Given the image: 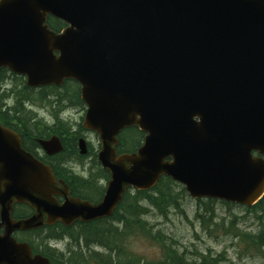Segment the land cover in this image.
I'll list each match as a JSON object with an SVG mask.
<instances>
[{"label": "water", "instance_id": "obj_1", "mask_svg": "<svg viewBox=\"0 0 264 264\" xmlns=\"http://www.w3.org/2000/svg\"><path fill=\"white\" fill-rule=\"evenodd\" d=\"M47 15L69 26L54 33ZM2 67L30 87L80 83L82 125L98 134L110 179L97 204L69 198L0 126V264H50L12 233L110 217L129 187L161 176L192 199L251 207L264 196V0H0ZM133 125L143 145L117 156V134ZM16 203L32 216L13 220Z\"/></svg>", "mask_w": 264, "mask_h": 264}, {"label": "rangeland", "instance_id": "obj_2", "mask_svg": "<svg viewBox=\"0 0 264 264\" xmlns=\"http://www.w3.org/2000/svg\"><path fill=\"white\" fill-rule=\"evenodd\" d=\"M0 77L3 78L0 92L1 90H5L9 93L8 98L5 100L8 107H14L17 110V106H20L24 112H33V116H37V118L38 115L46 118L50 112L54 114L61 112V115H63L65 119H70L71 126L81 122L84 110L75 104L71 96L77 90V86L74 83H67L58 89L44 88L27 90L24 88V79L22 77L11 75L7 71H2ZM9 91L14 92V94ZM64 98L71 100L72 108L70 105L63 106V104L66 105L64 102L61 105L60 101ZM40 99H42V101H40ZM130 137L131 135L128 134L123 136V138ZM96 178V191L99 192L101 187L105 185L104 174L101 170L97 173ZM102 178L103 180H101ZM180 188V185L175 183L169 187V190L175 193L179 192L180 195ZM157 190L167 191V183L163 181L158 185ZM131 193L134 192L131 191ZM182 195L184 196L179 200L178 208L170 209L166 215L158 214L155 210L148 207L147 216L141 218L149 223L153 227V230L156 231L159 229L167 236L173 237L177 241L178 247L186 250V255L189 260L197 259V253L209 250L212 255L224 252L226 261L222 264H264V259L257 251L247 247V244L241 238L242 236L236 237L239 230L243 233L257 232L258 220L255 219V214L258 215V213L255 211H247L240 206L232 205L228 207L216 200L212 205L209 204L213 211L209 213L204 211V208L209 206L205 200H193L186 193ZM92 197L97 199L99 196L94 195ZM137 201L139 205H136L137 210L140 206L146 207L142 198H138ZM130 203H133V201ZM125 207L127 208V205ZM133 209H135L134 206ZM198 212L208 219L205 223H202L201 219L196 216ZM115 225L120 226L117 224ZM232 225L234 226L233 230L231 228ZM228 228L230 230H228ZM73 232L77 235L76 231ZM53 233L56 234L57 232L54 231ZM16 236L29 241L33 239L44 241L46 238L43 232L40 233L39 236L32 234H17ZM85 237L92 239L93 236L89 232L85 234ZM89 243L91 244L89 247H83V251L86 249V255L90 251V253H104V249L96 246L94 241ZM68 244L69 240L67 238L50 243V245L55 246L58 251L64 252V255H67L70 251L69 256H72V259L79 260V256H75V253L73 254L74 251ZM81 246L85 245L81 244ZM129 247L138 256L145 257L151 261L159 259L158 246L155 243L153 244L145 240L143 237L139 239L134 238L130 242ZM73 262L79 263L78 261Z\"/></svg>", "mask_w": 264, "mask_h": 264}, {"label": "flooded vegetation", "instance_id": "obj_3", "mask_svg": "<svg viewBox=\"0 0 264 264\" xmlns=\"http://www.w3.org/2000/svg\"><path fill=\"white\" fill-rule=\"evenodd\" d=\"M63 102L66 105L72 103L71 100L67 98H64ZM1 108L0 125L18 134L21 147L24 151L52 168L58 184L60 181H63L67 185L69 197L89 200L91 203H96L102 198L104 186L101 187L99 192L96 191V175L102 168L97 158L100 150V143L95 133L85 130L80 123L71 126L70 119H65L63 115H61V112L57 114L50 112L46 118L40 117L39 115L37 118V116H33V112L10 110L11 107L8 108L6 103H3ZM54 138L58 141L61 150L57 153L49 154L41 148L39 142ZM82 150L84 153H81ZM101 171L104 174L105 180L106 173L103 170ZM101 180H103V178ZM94 195H98L99 197L94 199L92 197ZM53 198L56 200L57 204L62 203L64 200L61 195H53ZM15 211L20 212L16 215ZM32 213L33 209L27 205L16 204L14 206L13 216H16L14 217L15 219L28 218ZM89 226H91V222L82 223L77 221L66 228L61 223L57 222L53 225L43 226L32 231L15 232L13 236L17 239V234H32L39 236L40 233H45L46 238L44 241H39L38 239L29 241L19 238L18 240L20 241L18 242H26L30 246L32 256L41 255L54 263L69 264L70 261H68V258L70 257V251L67 253L69 257L67 255L64 256V252L58 251L55 246L50 245V243L67 238L69 240L68 245L73 248V251L76 250L73 254H86V249L82 251L83 247L86 245L81 246L75 238L80 237L79 232L82 229L88 234L90 228L88 229L87 227ZM54 231L62 233V235L55 234L53 233ZM73 231H76L77 235H75ZM0 232L2 231L0 230Z\"/></svg>", "mask_w": 264, "mask_h": 264}, {"label": "trees", "instance_id": "obj_4", "mask_svg": "<svg viewBox=\"0 0 264 264\" xmlns=\"http://www.w3.org/2000/svg\"><path fill=\"white\" fill-rule=\"evenodd\" d=\"M49 27L54 31H59L65 25L55 19H48ZM0 77V83L2 82ZM3 92L0 94V108L2 106ZM129 132L136 133L139 138V132L130 130ZM138 140L133 143L130 138V144L126 141L122 142L118 147V151H131L138 145ZM167 183V191L157 190L154 188L151 192H137L136 196L126 194L122 205L119 207L113 217L109 220L99 221L87 227L90 228L92 239L86 238L87 241H94L95 245L104 249V253H91L87 258L80 259L79 263L69 260V264H88L89 261L95 264H222L226 261L224 252L212 255L209 250L197 253V259L189 260L186 255V250L178 247L177 241L170 236L164 234L161 230H153V227L143 220L141 217L147 216L148 207L155 210L158 214L166 215L170 209L178 208L179 200L184 194V190L172 192L169 190L171 185H174L170 180H164ZM138 198H142L146 207H138ZM133 201V203H130ZM214 201H207V204L212 205ZM128 203V204H127ZM127 205V208L125 207ZM210 205L204 208V211L212 213ZM230 207V205L225 204ZM131 206V207H129ZM133 206L135 209H133ZM123 209V212H122ZM247 211H255V219L258 220V230L256 233L239 232L236 237H240L245 241L249 249H253L264 259V197L253 207ZM196 216L205 223L206 219L201 213ZM115 222V223H114ZM120 224V226H115ZM232 230L234 226H231ZM236 228V226H235ZM209 229V228H207ZM228 230H230L228 228ZM143 237L145 240L155 243L158 246V260L151 261L145 257L138 256L129 247L130 242L134 238ZM101 255V256H100ZM103 257V258H102Z\"/></svg>", "mask_w": 264, "mask_h": 264}, {"label": "bare ground", "instance_id": "obj_5", "mask_svg": "<svg viewBox=\"0 0 264 264\" xmlns=\"http://www.w3.org/2000/svg\"><path fill=\"white\" fill-rule=\"evenodd\" d=\"M18 105H19V104H18ZM61 105H62V103H61ZM61 105H60V106H61ZM14 106H15V105H14ZM63 106H64V104H63ZM17 107H18V106H17ZM8 108H9V107H8ZM5 109H6V108H5ZM21 112H22V111H21ZM54 112H55V111H54ZM51 113H52V112H51ZM52 119H53V118H52ZM57 119H58V118H57ZM50 122H51V121H50ZM49 125H50V124H49ZM64 125H65V124H64ZM60 168H61V167H60ZM66 169H67V168H66ZM67 170H68V169H67ZM68 172H69V171H68ZM97 181H98V180H97ZM90 239H91V238H90ZM92 240H93V239H92ZM90 242H91V241H90ZM83 245H84V244H83ZM85 247H86V246H85ZM85 247H84V248H85ZM91 247H93V246H91ZM80 248H81V247H80ZM86 248H87V247H86ZM71 249H73V248H71ZM88 249H89V248H88ZM93 249H94V248H93ZM80 251H81V250H80ZM82 251H83V250H82ZM74 252H76V250H75ZM90 252H91V251H90ZM90 252H89V253H90ZM97 254H98V253H97ZM102 254H103V253H102ZM64 256H65V255H64ZM67 256H68V255H67ZM100 256H101V255H100ZM102 258H103V257H102ZM65 259H66V258H65Z\"/></svg>", "mask_w": 264, "mask_h": 264}]
</instances>
